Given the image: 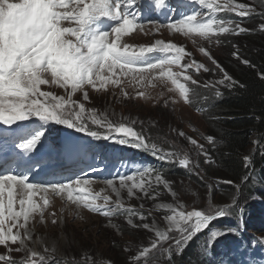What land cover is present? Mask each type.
Returning a JSON list of instances; mask_svg holds the SVG:
<instances>
[{
    "label": "rangeland",
    "instance_id": "obj_1",
    "mask_svg": "<svg viewBox=\"0 0 264 264\" xmlns=\"http://www.w3.org/2000/svg\"><path fill=\"white\" fill-rule=\"evenodd\" d=\"M190 1L192 0H183V3L178 5L172 0H164L165 7L177 13L172 23L186 16L201 14L205 20L211 16L216 20L234 21L248 31L239 34L235 32L220 34L218 37L213 36L211 42H209L194 34L185 36L182 32L169 29L166 27L169 23L162 24L156 17L146 23L137 21L134 23V28L121 37L118 42L120 45H128L130 50L139 51L141 45L152 46L156 40L173 43L178 47H183L186 52L191 54L185 56L182 63H189L195 60L210 69L207 73L203 72L202 69L196 72L195 68L187 71L186 75L198 80L199 83L197 85H192L190 81H185L183 76L180 77V83H185L186 87L190 88L188 99L185 100L180 96L179 91L171 84V81L155 79V74L151 73L146 75L143 83H137L129 76L122 77L123 82L120 85L109 84L105 89L101 90L86 86L84 91L89 93L88 100L83 99V91L72 94L71 101H75L76 105L81 103L85 105L82 121L91 130H100L107 134V125L109 123L114 127L123 124L142 135L147 131L149 134L144 136L145 142L151 144L150 139H154L160 154L175 152L177 155L170 160H161L159 155H153L150 152L151 154H146L143 157L145 159L142 160L141 166L128 163L123 167H119L120 162L118 161L108 162L103 159L104 156L101 154H90L89 164L85 165L86 173L72 177L70 182L78 179L87 180V184L81 183L79 187L85 189V192L89 194V199L97 194L101 198L108 196L110 198L109 208L115 209L117 202L122 204L123 208L115 212L113 216L107 217L101 213H94L80 204L72 203L67 199L66 194L55 195L49 191L46 197L49 204L44 210L43 217L38 214L34 218L30 217L32 240L28 242L30 249H34L47 257L48 264H75L71 263L72 260H78L79 264H129L132 262L134 264L138 261L141 264H166V258H170L173 253L174 240H161L156 249H152L151 244L153 241L158 240L157 231L167 233L169 236H178V232L174 226L172 231L169 232V224L165 216L171 215V211L169 209H156V205L172 204L177 211L199 210L205 214L212 215L219 209H227L228 204L215 202L216 198L213 196V188L210 187L212 184L209 183L210 185H207V163H205L204 155L207 146V134L204 132L207 119L200 113V110H207V98L209 96L213 95L217 89L220 91L222 87H227L223 85H217L216 88L203 87L205 82H214L222 79L223 73L216 68L208 57L200 52V48H205L224 71L232 77L227 70L228 65H235L237 60L243 63L245 59L241 60L240 55L255 42L249 34L251 32L264 31L259 27L264 24V0H235L236 3H245L255 10L247 17H239L234 12L226 11L212 13L206 6L201 4L197 8L196 5L199 2L190 7L188 5ZM153 2L149 0H133L132 4L147 3L152 14L157 16L159 5L157 0H153ZM217 2H222V0H217ZM154 4L158 8H154ZM197 19H201V16H198ZM103 23L105 24L104 27L101 26ZM63 26L75 25L63 22ZM91 26L93 29H100V32H110L114 27L118 26V21L115 20L113 22L108 17H97L93 20ZM148 27L149 30L147 29ZM106 28L107 30H105ZM234 53L236 55H233ZM168 55V53L156 50L146 53L144 56L150 57L149 63H152L159 59H165ZM172 70L174 72L180 71L178 66L175 65L172 66ZM169 89H172V91H169ZM41 91H49L54 95L68 99L67 90L56 85H42ZM141 92L144 93L143 96L139 95ZM124 93H127V95ZM5 102L7 103V100ZM73 118H75L74 112ZM93 119L101 121V124H94L92 122ZM51 123V120L29 116L25 119L23 127L17 130L15 134L25 140H31V138L37 136L40 137L39 140H50L51 136L48 133V129ZM133 125L144 129V131L141 133L136 131ZM61 127L70 128V130L76 129L64 124ZM179 132H184L185 136H179ZM80 133L82 131L77 130L70 133V135L76 139ZM121 136V133H113V138L111 139L117 140ZM185 137L195 139L197 145H203L204 152H200L198 147L193 146ZM156 139L162 144H159ZM252 143V147H254L255 144L254 142ZM60 144L37 143L33 150L25 154L24 158L32 163L30 168L36 171L41 166H44L46 162L62 159L60 158L62 157ZM11 152L15 154V152L23 153L24 151L18 148L17 150L12 149ZM185 153L188 154L191 160L189 168L179 164V159ZM150 155H153L155 167L144 165L147 162L146 158L150 157ZM20 157L21 155H18V158ZM172 163L175 164L176 169H179V172L174 173L171 171ZM197 164L199 167H194ZM21 167L22 164L19 168ZM23 168L27 167L23 166ZM145 168L153 170L150 175L144 177L145 180L153 181L155 191L149 195H155V193H159V195L155 199H150L149 196H145L138 189H134L135 195L129 197L127 188H120V177L132 175L139 181L137 173ZM157 172L162 179L170 182L171 190L176 193V197H173L171 192L164 188L163 185L155 184V174ZM15 175L26 176L28 178L27 182L30 183H33L35 179L34 174H30L23 169ZM108 180H112L113 186L119 190V197L113 191V186L107 184ZM197 180L200 181V184ZM131 183L132 181H127L128 186H131ZM213 184L215 185V183ZM256 184L259 185V182H256ZM6 194L7 188H5V198ZM43 195V193H38L33 198L34 201L42 205ZM102 203L103 199L97 200V204ZM141 205H143V208H141ZM179 205H183V209ZM261 206L262 213L260 217L264 220V204H261ZM16 209L19 210L18 203L16 204ZM124 209H133L138 213V215L132 217L134 224L142 225L148 223L150 228L145 229L129 225V215ZM150 210L151 215H149ZM53 213H55V216L52 215ZM139 215H144L147 219L140 220ZM223 218H228L227 214L212 220L205 229L195 234L198 238L199 247H196L194 253L202 257L205 262H207V249L209 250L217 242H229L233 247L240 248L242 243H244L245 247L253 246L250 242L256 237L260 236L264 239V229L256 232L250 226L245 230L242 217L236 219V222H231L230 218L226 222ZM231 218L235 217L231 216ZM53 219L56 220L55 224L52 223ZM154 221L155 227H152ZM13 231H16V229ZM214 231L218 233L215 237L212 235ZM226 234H230V236L223 239ZM259 244L264 246V242ZM17 246L19 245H14L13 247ZM188 246L189 241L183 248H175L179 252ZM45 248H47V252L44 251ZM145 248L149 249V254L146 257H142L140 253ZM170 250L172 253L167 256V252ZM6 252L7 249L0 245V254H5ZM26 255L27 253L23 251L12 253L18 264ZM245 256L246 253L243 250H239L234 262L240 263ZM209 263L214 264L211 260ZM242 264H250V260L246 259Z\"/></svg>",
    "mask_w": 264,
    "mask_h": 264
},
{
    "label": "snow or ice",
    "instance_id": "obj_2",
    "mask_svg": "<svg viewBox=\"0 0 264 264\" xmlns=\"http://www.w3.org/2000/svg\"><path fill=\"white\" fill-rule=\"evenodd\" d=\"M132 3L133 0H0V122L10 125L25 120L29 116H37L68 127H75L78 131L86 132L87 135L96 139H109L113 138V133H121L123 138L117 139V143L151 150L152 154L159 155L161 160H170L176 156L175 152L160 154L155 143H146L142 134L123 124L114 127L109 123L107 134L91 130L82 121L85 105L83 103L76 105L75 101H71L72 94L78 91H83V99L88 100L89 93L84 91L86 86L101 90L109 84L120 85L123 82L122 77L129 76L133 81L143 83L146 75L150 73L155 74V79L171 81L180 96L187 100L190 88L186 87L185 83H180V77L183 76L185 81L197 85L198 80L186 75L187 71L193 68L196 72L201 69L205 73L210 71L204 64L195 60L182 63L184 57L191 54L186 52L183 47H178L173 43L156 40L152 46L141 45L138 52L135 49L130 50L128 45H120L118 42L121 37L134 28L135 15L129 11ZM163 3L164 0H157L158 5ZM199 3L206 6L212 13L234 12L239 17H247L255 11L249 5L236 3L235 0H222V2L199 0ZM198 16H201V19H197ZM97 17L117 20L118 26L110 32H97L91 26ZM63 22L75 26L64 27ZM166 27L176 32H182L185 36L197 35L209 42L213 36L218 37L220 34L230 32L239 34L248 31L234 21L216 20L211 16L205 20L201 14L186 16L175 23L167 24ZM259 27L264 30V24ZM156 50L169 55L165 59H159L152 63L140 62L135 59ZM200 52L223 73L222 79L205 82L204 88H216L217 85L233 88L238 83L224 71L205 48L201 47ZM243 63L248 64L249 61L244 60ZM173 65L178 66L180 71L174 72ZM47 84L66 89L68 99L54 95L49 91H41V86ZM124 94L127 95V93ZM139 95L143 96L144 93L141 92ZM215 95L217 97L221 95L218 89ZM73 112L75 118H73ZM92 122L101 124V121L96 119H93ZM178 135L184 137L185 133L179 132ZM185 138L193 146H197L200 152H204V146L197 145L195 139ZM39 139L40 137L37 136L22 144L21 147L31 151ZM207 141L214 143L211 136L207 137ZM204 155L205 163H208L210 157L206 152ZM179 164L189 168L191 160L188 154L185 153L179 159ZM194 167H199V165H194ZM152 172L153 170L150 168L139 171L137 173L139 181L132 175L122 176L120 177V188H127L129 197L135 195L134 189H138L150 199H155L159 193L149 195L155 191L153 181L144 179ZM27 181L26 176L0 175V245L7 249L5 254H0V264H18L12 253L22 251L27 255L20 261V264H48L47 257L30 249L28 242L32 240L30 217L34 218L37 214L43 217L44 210L49 204L46 198L49 191L55 195L66 194L67 199L72 203L80 204L94 213H101L107 217L113 216L115 212L123 208L119 202L115 209L109 208L110 198L108 196L101 198L97 194L89 199V194L85 192V189L79 187L81 183L87 184V180L78 179L69 183H51L50 187ZM127 181H132L131 186H128ZM107 184L113 186V181L108 180ZM155 184L163 185L173 197H176V193L171 190L170 182L162 179L158 172L155 174ZM5 188H7L6 198ZM113 191L119 197L120 192L114 186ZM38 193L44 194L42 205L33 199ZM100 199H103V203L97 204V200ZM17 203L19 210L16 209ZM179 207L183 209V205H179ZM156 209L171 211L172 214L166 215L165 219L169 224V232L174 226L178 236H169L167 233L157 231L158 240L152 242V249L158 247L159 241L169 239L174 240L176 248H183L196 233L205 229L212 219L223 216L228 211L226 208L219 209L214 216L199 210L177 211L172 204H158ZM124 211L129 215V225L150 228L148 223L142 225L133 223L132 217L138 215L135 210L124 209ZM52 215L55 216V213ZM149 215H151V210ZM139 219L146 220L147 217L139 215ZM6 222L8 223L6 224ZM52 223L55 224L56 220L53 219ZM152 227H155V221ZM14 229L16 231H13ZM212 235L215 237L218 233L214 231ZM14 245L19 246L13 247ZM44 251L47 252V248ZM148 254V248L140 253L142 257H146Z\"/></svg>",
    "mask_w": 264,
    "mask_h": 264
},
{
    "label": "trees",
    "instance_id": "obj_3",
    "mask_svg": "<svg viewBox=\"0 0 264 264\" xmlns=\"http://www.w3.org/2000/svg\"><path fill=\"white\" fill-rule=\"evenodd\" d=\"M249 35L255 42L240 55L241 60L244 58L249 63L237 60L235 65L229 64L227 67L233 80L238 83L233 88L222 87L219 97L215 93L209 96L207 110H200V113L207 119L204 132L214 139V143L207 141L206 153L210 157L207 185L212 184L210 187L213 188L215 202L228 204L226 214L231 222L242 217L245 230L252 226L254 231L260 232L263 229L261 204H264V31ZM133 126L140 133L144 131ZM148 134L146 131L143 136ZM150 142L157 145L154 139H150ZM152 157L150 155L146 160L151 161ZM171 171L175 173L179 169L172 163ZM197 182L200 184L199 180ZM228 218L223 219L228 222ZM228 236L230 234L224 235L223 239ZM197 239L194 235L189 246L179 252L172 247L173 253L171 250L167 252V256L172 255L166 258L165 263L210 264L194 253L199 247ZM211 253L214 258L216 252ZM71 263L79 264L78 260Z\"/></svg>",
    "mask_w": 264,
    "mask_h": 264
},
{
    "label": "bare ground",
    "instance_id": "obj_4",
    "mask_svg": "<svg viewBox=\"0 0 264 264\" xmlns=\"http://www.w3.org/2000/svg\"><path fill=\"white\" fill-rule=\"evenodd\" d=\"M133 5H135L136 7H140V5L137 4V3H135V4H133ZM131 12H132V11H131ZM132 13L135 15V20H136V21H138V19L141 18V16H140L139 14H136V13H134V12H132ZM145 17H146V16H145ZM146 18H147V17H146ZM112 21L115 22V20H113V19H112ZM150 27H151V26H150ZM147 29L149 30V27H148ZM97 32H100V31L98 30ZM143 159H145V158H142V159L139 161L140 164H139L138 162H137V163H138L139 165H142V160H143ZM118 166H119V167H122V164L120 163V165H118ZM107 187H108V186H107ZM67 204H68V203H67ZM213 215H215V214H213ZM214 219H215V218H214ZM212 220H213V219H212ZM242 223H243V222H242ZM243 226H244V225H243ZM244 228H245V227H244Z\"/></svg>",
    "mask_w": 264,
    "mask_h": 264
},
{
    "label": "water",
    "instance_id": "obj_5",
    "mask_svg": "<svg viewBox=\"0 0 264 264\" xmlns=\"http://www.w3.org/2000/svg\"><path fill=\"white\" fill-rule=\"evenodd\" d=\"M215 216V215H214Z\"/></svg>",
    "mask_w": 264,
    "mask_h": 264
}]
</instances>
